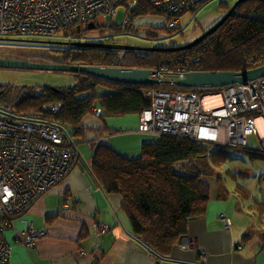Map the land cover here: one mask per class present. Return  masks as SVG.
Masks as SVG:
<instances>
[{"label":"trees","instance_id":"trees-1","mask_svg":"<svg viewBox=\"0 0 264 264\" xmlns=\"http://www.w3.org/2000/svg\"><path fill=\"white\" fill-rule=\"evenodd\" d=\"M203 3L184 12L196 11ZM230 9L231 6L228 11ZM126 13L131 20L127 29L121 23L97 24L96 28L102 33L108 32L102 35L107 37L104 41H111L109 39L121 34L123 29L128 33H139L143 26L133 24L135 20L162 14L147 0H140L138 6L127 7L123 15ZM176 26L152 28L166 37H172L176 34ZM89 31L88 28H82L81 32L73 29L71 34L86 37ZM153 34L145 31L150 39H157L156 35H160L158 32ZM47 45L57 46L59 56L65 63L153 69L173 62L175 65L188 64L195 71H244L264 65V0L241 2L213 34L185 50ZM75 75L77 82L69 87L1 86L0 109L6 110L5 104H9L12 107L10 112L16 116L27 114L24 112L40 113L43 121L58 126L67 141H74L70 134L79 140L83 133V119L89 113H96L100 117L140 115L151 105L144 91L154 88L155 84H123L85 73ZM176 89L207 94L219 88ZM52 103L62 104L59 112L46 110V106ZM95 108L101 112L97 113ZM241 152L247 153L251 159L264 158L262 148L253 149L248 145L228 148L188 137L164 135L154 142L145 143L137 158L126 157L107 144L100 145L92 154L91 172L108 193L122 197V207L133 233L154 251L166 254L184 238L188 221L206 213L211 193L207 178L214 177L221 182L223 174L231 169L225 165Z\"/></svg>","mask_w":264,"mask_h":264},{"label":"built area","instance_id":"built-area-1","mask_svg":"<svg viewBox=\"0 0 264 264\" xmlns=\"http://www.w3.org/2000/svg\"><path fill=\"white\" fill-rule=\"evenodd\" d=\"M147 1L166 19L169 17L167 26L172 28L178 24L177 16L207 0ZM139 2L0 0V37H45L78 26L88 28L91 22L109 25L115 23L121 9L138 6ZM130 22L126 13L121 24L127 29ZM153 70L155 87L144 91L151 105L140 114L139 131L158 138L175 135L228 148L247 146L249 135L255 133L264 149V74L203 94L176 89L179 79L195 71L188 64L168 62ZM207 96L214 97L212 103L206 102ZM5 105L6 110L0 109V232L13 229L20 239L15 217L72 171L78 151L77 143L67 141L58 126L43 121L40 113L16 116L10 112L12 107ZM61 107V103H52L46 110L57 113ZM95 111L101 112L99 108ZM68 203L67 200L63 206ZM222 220L229 226L227 216ZM24 232L26 245L33 244L36 235L44 233L32 223ZM13 249V242L1 235L0 264H10ZM199 252L206 262L208 249L199 248Z\"/></svg>","mask_w":264,"mask_h":264},{"label":"crops","instance_id":"crops-1","mask_svg":"<svg viewBox=\"0 0 264 264\" xmlns=\"http://www.w3.org/2000/svg\"><path fill=\"white\" fill-rule=\"evenodd\" d=\"M140 20L147 22V16ZM139 117L85 119L89 128L84 126L75 142L81 141L87 151L77 149L72 171L17 215L20 239L10 228L1 233L14 244L10 264H264V184L260 181L253 191L245 183L235 187L228 174L221 182L207 178L211 193L206 213L188 221L187 233L169 253L154 251L133 233L122 197L100 185L91 164L93 152L102 144L137 158L145 143L157 140L139 131ZM249 174L244 176L252 181ZM224 215L229 226L222 220ZM30 223L44 233L26 245L23 233ZM199 248L208 249L206 262Z\"/></svg>","mask_w":264,"mask_h":264},{"label":"rangeland","instance_id":"rangeland-1","mask_svg":"<svg viewBox=\"0 0 264 264\" xmlns=\"http://www.w3.org/2000/svg\"><path fill=\"white\" fill-rule=\"evenodd\" d=\"M239 0H210L208 2L203 3L198 7L196 11L188 10L183 14L177 16L178 24L176 26V34L172 37H166L160 33V31H156L152 27L162 28L167 25V19L162 14L148 15L147 22H143L140 20L139 23L137 20L133 22V24H137L138 26H143L139 30V33L130 32L127 35V31L124 30L115 35L111 42L117 43H125V44H138L143 46H174L179 47L186 45L193 41L195 38L200 36L203 32L211 28L215 23L220 20V18L228 11L229 6H233ZM124 10L121 9L119 11L118 17L114 20L115 23L120 24L123 20ZM96 24H100L94 22ZM147 24L148 27H144ZM107 24H103L102 26H106ZM150 25V26H149ZM108 27V26H107ZM158 29V30H159ZM73 28L64 29L55 32L51 36H42L36 37L37 39L43 40H53L58 42H75L73 40L76 39L75 35H72ZM145 31H150L151 33L158 32L160 35H156L157 39L147 38L145 35ZM129 32V31H128ZM108 33V32H107ZM100 29H92L88 33H86L85 38H81L83 40H90L94 42H100L103 34ZM153 34V35H154ZM72 36L73 40L70 41V37ZM7 38H22V39H35V37H7ZM48 43H35V42H20V41H10V40H2L0 39V57L6 58H20V59H28L33 62H50V61H60L63 60L59 56V52L57 50V46L47 45ZM54 45H57L56 43ZM66 45V44H65ZM0 87L1 86H39L44 87L46 85L54 88V87H69L74 85L77 82V77L73 72L66 71H56V70H36V69H25V68H2L0 67ZM37 91H41V89H37ZM24 113H32V112H24ZM87 117H96L99 116L96 113H89L83 119V124L86 129L89 128V125L85 123V119ZM263 133V132H262ZM150 135V134H149ZM153 135H151L152 137ZM154 137V136H153ZM70 138L72 140H78L70 134ZM157 138V137H156ZM81 142V141H80ZM77 143L76 147L80 152H86L85 145L81 143ZM248 146L249 148L259 149L262 147V140L259 138L257 134H251L248 137ZM86 159V158H85ZM225 167H229L227 172H225V177L227 175L228 180L232 179L234 182V186H238V183H245L248 187L255 189L259 186V181L264 184V158H254L251 159L247 153H237L236 158L230 159L229 162L225 165ZM233 171H236V180L234 179L235 175ZM242 171L251 176V180H248L242 174ZM253 172V173H252ZM256 183V187L255 184Z\"/></svg>","mask_w":264,"mask_h":264},{"label":"water","instance_id":"water-1","mask_svg":"<svg viewBox=\"0 0 264 264\" xmlns=\"http://www.w3.org/2000/svg\"><path fill=\"white\" fill-rule=\"evenodd\" d=\"M246 0L237 1L231 9L215 23L211 28L203 32L200 36L195 38L190 43L174 47H156V46H143L137 44H125L117 42H91V41H75V42H58L53 40L43 39H22V38H7L0 37L2 40L10 41H22V42H37V43H51V44H66L74 46H85V47H102L110 49H138V50H170L180 51L189 49L199 42L204 40L209 35L213 34L232 14L238 4ZM97 27V24L91 22L88 24V29L92 30ZM82 27L78 26L77 31L81 32ZM0 67L2 68H25V69H36V70H56L66 71L73 73H85L90 74L105 80L112 82H118L123 84H140V85H154L156 80L151 77L154 72L150 68L141 67H123L116 65H88L80 63H65L60 61L50 62H33L28 59L20 58H6L0 57ZM264 74V65L256 68L244 70V71H191L187 72L185 78L177 81L178 87H196V88H219L235 83H245L249 80L258 78ZM56 88V87H54Z\"/></svg>","mask_w":264,"mask_h":264},{"label":"flooded vegetation","instance_id":"flooded-vegetation-1","mask_svg":"<svg viewBox=\"0 0 264 264\" xmlns=\"http://www.w3.org/2000/svg\"><path fill=\"white\" fill-rule=\"evenodd\" d=\"M127 31V30H126ZM127 33V35L129 34L128 32H126ZM81 38H85V37H76V39L75 40H73V38H71L70 40H73V41H90V40H83V39H81ZM104 38H107V37H102V39L103 40H101V41H103V42H111V41H104ZM100 41V42H101ZM91 42H94V41H91ZM138 45V44H137Z\"/></svg>","mask_w":264,"mask_h":264},{"label":"bare ground","instance_id":"bare-ground-1","mask_svg":"<svg viewBox=\"0 0 264 264\" xmlns=\"http://www.w3.org/2000/svg\"><path fill=\"white\" fill-rule=\"evenodd\" d=\"M205 99H206V102H207V103H212L214 97L207 96ZM262 131H263V130H262Z\"/></svg>","mask_w":264,"mask_h":264}]
</instances>
